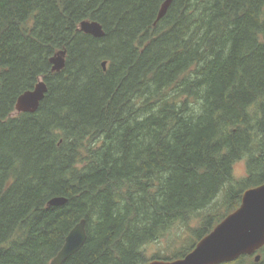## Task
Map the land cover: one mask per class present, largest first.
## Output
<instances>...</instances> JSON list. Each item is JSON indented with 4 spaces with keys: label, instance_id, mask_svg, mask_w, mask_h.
Masks as SVG:
<instances>
[{
    "label": "trees",
    "instance_id": "16d2710c",
    "mask_svg": "<svg viewBox=\"0 0 264 264\" xmlns=\"http://www.w3.org/2000/svg\"><path fill=\"white\" fill-rule=\"evenodd\" d=\"M165 1L0 0V264H51L82 220L64 264L182 260L264 185V0H174L158 22ZM173 231L189 241L149 260Z\"/></svg>",
    "mask_w": 264,
    "mask_h": 264
},
{
    "label": "water",
    "instance_id": "95a60500",
    "mask_svg": "<svg viewBox=\"0 0 264 264\" xmlns=\"http://www.w3.org/2000/svg\"><path fill=\"white\" fill-rule=\"evenodd\" d=\"M174 0H166L158 15V22L168 13ZM81 31L95 38H103L105 31L97 22L85 21ZM66 51L58 52L52 59L53 72L60 73L66 67ZM107 70V63H103ZM48 88L40 81L34 90L21 95L16 104V113H36L46 97ZM67 199L55 198L49 207L66 205ZM86 221L82 220L71 231L66 243L51 264H64L85 246L88 236ZM264 248V185L245 192L242 205L220 223L210 235L199 242L197 247L184 259L173 262L153 261L150 264H225L234 262L242 256H253ZM256 263L261 256L255 258Z\"/></svg>",
    "mask_w": 264,
    "mask_h": 264
},
{
    "label": "rangeland",
    "instance_id": "374dc122",
    "mask_svg": "<svg viewBox=\"0 0 264 264\" xmlns=\"http://www.w3.org/2000/svg\"><path fill=\"white\" fill-rule=\"evenodd\" d=\"M234 174L236 179L242 180L247 177L246 162H239L235 165ZM194 227L197 224L194 223ZM187 234V235H185ZM185 235L186 237H183ZM191 233L179 232L176 234V231H173L172 234L168 235L166 238L162 239L157 244H152L146 247V255L149 260H152L154 256H171L174 252H177L182 247L185 246V242L189 241ZM182 238V240H180ZM259 254L254 255V259ZM261 256V255H260ZM262 260V257H261ZM256 262V261H255ZM231 263V262H230ZM245 264H250L249 261Z\"/></svg>",
    "mask_w": 264,
    "mask_h": 264
},
{
    "label": "bare ground",
    "instance_id": "6f19581e",
    "mask_svg": "<svg viewBox=\"0 0 264 264\" xmlns=\"http://www.w3.org/2000/svg\"><path fill=\"white\" fill-rule=\"evenodd\" d=\"M159 22H160V21H159ZM103 40H104V39H103ZM37 85H38V84H37ZM46 86H47V85H46ZM38 110H39V109H38ZM78 224H79V223H78ZM86 226H87V225H86ZM71 231H72V230H71ZM87 234H88V233H87ZM63 247H64V246H63ZM62 249H63V248H62ZM59 253H60V252H59ZM59 253H58V254H59Z\"/></svg>",
    "mask_w": 264,
    "mask_h": 264
}]
</instances>
